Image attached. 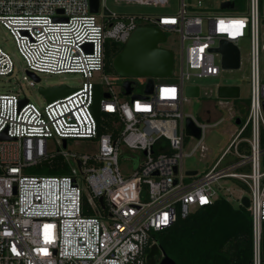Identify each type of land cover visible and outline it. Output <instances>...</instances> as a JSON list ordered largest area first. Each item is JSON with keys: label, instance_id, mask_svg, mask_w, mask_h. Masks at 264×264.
Wrapping results in <instances>:
<instances>
[{"label": "built area", "instance_id": "built-area-1", "mask_svg": "<svg viewBox=\"0 0 264 264\" xmlns=\"http://www.w3.org/2000/svg\"><path fill=\"white\" fill-rule=\"evenodd\" d=\"M141 25L175 33L180 43L179 71L173 82L152 81L148 92L144 85L134 93V85H143L146 78L122 76V83L117 84L120 77L106 72V58L111 43L123 45ZM0 27L23 60L22 79L28 86H37L39 91L59 85L70 89L64 96L47 98L42 107L19 89L0 93V264H146L147 249L155 244L153 232L220 196L241 204L243 196L227 185L229 180L247 189L251 264H263L264 25L260 0H246L241 10H234V2L232 8L212 9L204 7L202 0L194 4L179 0L172 14H116L104 0H98L96 12L90 11L89 0H0ZM246 35L248 95L242 102L241 124L206 170L188 175L182 157L197 148L206 157L209 149L202 143L203 131L223 118L207 117L200 123L184 115L183 102L190 98L185 87L197 85L194 78L215 77L228 69L222 67L221 54L214 49L222 39L238 48ZM13 71L11 55L0 46V76ZM43 72L80 73L85 81L76 88L42 86L38 73ZM127 79L132 88L125 94ZM95 84L100 93L98 121L91 110ZM133 94L139 96L131 98ZM186 116L200 128V136L184 154ZM104 122L109 123L108 130ZM69 138L95 140V151H70ZM157 143L166 144L170 152L154 153ZM122 149L142 153L137 167L126 174L118 164ZM44 162L49 167L59 162L69 173L27 172ZM186 177L192 180L187 182Z\"/></svg>", "mask_w": 264, "mask_h": 264}, {"label": "rangeland", "instance_id": "rangeland-1", "mask_svg": "<svg viewBox=\"0 0 264 264\" xmlns=\"http://www.w3.org/2000/svg\"><path fill=\"white\" fill-rule=\"evenodd\" d=\"M190 3H195L196 0H186ZM224 0H202V4L206 8L215 9L219 6L220 2ZM105 6L113 13L116 14H166L175 13L178 9L179 0H166L164 4H140L135 1L125 0H104ZM246 0H242L241 7H245ZM163 7V8H162ZM260 17L261 24L264 25V0H260ZM165 40L160 43L161 46L169 48L173 52L174 56V74L172 73L168 77H152L154 83L158 81H175L177 72L179 71V56H180V43L174 32L164 31ZM0 46L7 51L14 64V71L10 76H0V93H8L17 91L21 95H25L37 106L42 107L47 98L42 91H39L37 86L30 87L22 79L23 73V60L16 52L14 44L7 31L0 27ZM238 48L240 51L241 66L236 69H222L220 73L215 77H201L194 78L192 81L199 85L200 94L198 97H191L183 102L182 111L184 115H190L198 122H206L207 117L210 119L223 118L215 126H209L203 131L202 143L209 151L206 152V157L202 156L201 149L193 151L190 155L182 157V166L185 170L193 169L200 173L207 169L211 164V159H214L221 150L227 145L231 135L241 124L240 114L244 111L242 104L247 101L248 95V65H247V53H248V37L247 35L238 41ZM110 74H115L120 77L117 80V84L122 83V76H125L117 72L113 66L111 67ZM39 82L42 86H52L57 84H66L69 87H80L85 78L80 73L63 72V73H38ZM191 81V82H192ZM146 80L143 85L136 84L133 87V92H141L144 88ZM218 84H235L239 86L240 96L236 99H219L216 95V87ZM209 111V115L206 113ZM185 119V118H184ZM103 123V122H102ZM109 123L104 122V130H108ZM185 133V126H184ZM185 143L183 146V153L190 152L194 145L196 138H190L185 135ZM95 140L85 138H69L67 140V148L70 151L87 152L91 153L96 148ZM50 148L53 145L50 144ZM142 159V153L140 151H127L121 150L119 155L118 164L121 172L126 174L137 167L138 163ZM29 172V171H28ZM30 173V172H29ZM192 177H186L185 181L190 182ZM227 185L237 193L245 196L248 192L242 185H237L230 180ZM234 205L237 202L232 200Z\"/></svg>", "mask_w": 264, "mask_h": 264}, {"label": "trees", "instance_id": "trees-1", "mask_svg": "<svg viewBox=\"0 0 264 264\" xmlns=\"http://www.w3.org/2000/svg\"><path fill=\"white\" fill-rule=\"evenodd\" d=\"M234 10L242 9V0H232ZM107 53L106 72H111L112 60L122 48L111 43ZM114 68V67H113ZM115 69V68H114ZM169 153L166 144H156L154 153ZM53 162L29 167L34 174H67L69 169ZM87 212V211H85ZM155 244L147 249L146 264H157L161 250L176 264H251V217L247 208L220 196L210 205L198 207L186 217L177 219L168 227L153 232ZM261 260L264 264V241Z\"/></svg>", "mask_w": 264, "mask_h": 264}, {"label": "water", "instance_id": "water-1", "mask_svg": "<svg viewBox=\"0 0 264 264\" xmlns=\"http://www.w3.org/2000/svg\"><path fill=\"white\" fill-rule=\"evenodd\" d=\"M233 2L224 0L220 2L219 8H232ZM89 9L91 12L98 10V0H89ZM105 14L109 11L103 9ZM164 31L155 25H141L136 27L129 35L120 51L112 60L115 70L125 76L146 78L145 91L148 92L152 85V77H168L171 75L174 59L173 52L166 47L160 45L165 40ZM221 54V65L223 68L236 69L239 64L238 48L227 40H220L219 46L214 49ZM124 93L128 94L131 90V81L123 82ZM46 98H54L56 96H64L70 89L65 85H59L42 89ZM99 87L97 84L93 87V103L91 110L98 121V98ZM185 95L187 97H198L199 86L187 85L185 87ZM216 95L219 99H236L239 96V86L235 84H219L216 87ZM108 96V93H103ZM138 94L131 95V98L138 97ZM185 134L192 135L195 138L200 136V128L196 126L193 120L186 116L184 119ZM176 171V168H174ZM195 170H187L186 174H195ZM102 202V198H98ZM241 205L248 207L249 202L247 196L241 198ZM263 241H264V222H263ZM157 264H176V262L161 250V258Z\"/></svg>", "mask_w": 264, "mask_h": 264}, {"label": "flooded vegetation", "instance_id": "flooded-vegetation-1", "mask_svg": "<svg viewBox=\"0 0 264 264\" xmlns=\"http://www.w3.org/2000/svg\"><path fill=\"white\" fill-rule=\"evenodd\" d=\"M206 112H209V111H206Z\"/></svg>", "mask_w": 264, "mask_h": 264}, {"label": "bare ground", "instance_id": "bare-ground-1", "mask_svg": "<svg viewBox=\"0 0 264 264\" xmlns=\"http://www.w3.org/2000/svg\"><path fill=\"white\" fill-rule=\"evenodd\" d=\"M163 8V7H162Z\"/></svg>", "mask_w": 264, "mask_h": 264}]
</instances>
